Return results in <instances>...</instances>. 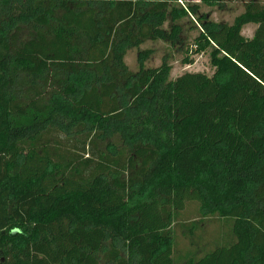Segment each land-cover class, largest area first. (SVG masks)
Instances as JSON below:
<instances>
[{
	"label": "trees",
	"instance_id": "obj_1",
	"mask_svg": "<svg viewBox=\"0 0 264 264\" xmlns=\"http://www.w3.org/2000/svg\"><path fill=\"white\" fill-rule=\"evenodd\" d=\"M182 3L0 0V264H264V2ZM157 41L213 74L129 71Z\"/></svg>",
	"mask_w": 264,
	"mask_h": 264
},
{
	"label": "rangeland",
	"instance_id": "obj_2",
	"mask_svg": "<svg viewBox=\"0 0 264 264\" xmlns=\"http://www.w3.org/2000/svg\"><path fill=\"white\" fill-rule=\"evenodd\" d=\"M206 1V0H205ZM205 1L202 0H183V5H197L199 6V14H205L207 17L215 22V23H225L228 25L233 24L235 19L240 16L244 12V7L247 3L251 1L263 3L264 0H234L232 2H226V3H216L217 5L214 6H206ZM189 25L185 24L184 35L188 36L189 38H192L197 33L195 30H189ZM256 29V26L253 24H248L242 27L241 34L246 39H252L254 31ZM146 51L148 53H146ZM146 53L145 56H139L141 54ZM185 56L184 48L180 46L170 47L169 45L157 41V42H146L143 45H141L139 48L136 49H128L125 53L124 62L126 66L128 67L129 71L132 73H135L139 70L140 67L142 68H155L160 66L163 62L167 63L170 66V79H175L176 77L182 75L183 73H203L208 76H211L213 74V69L210 66L208 54H201L197 56H193L191 58L192 64L191 65H183L181 63V60ZM140 57L142 60L140 61ZM17 95H28V89L24 84H20L17 86ZM68 131H71V135L75 134V129H72V127H69L67 129ZM108 133V140L109 144L119 147V140L118 138H114L115 136ZM61 138H63V135H60ZM118 137V136H117ZM104 138V137H103ZM106 139V138H104ZM107 142H98V147L101 152L102 157L110 156L111 153H113V148L109 145V150H106V147L108 146ZM107 145V146H105ZM137 193H135V190L133 193H135V200L141 201L145 199L149 195V189L146 191L144 190H136ZM188 209V208H187ZM211 221V218H206L203 221V226L205 225L204 222ZM208 224L205 225L204 231L201 233L200 236L208 238V235L213 234V228L209 229L207 227ZM177 241L180 242L181 249L185 245L186 241H188V233H186L185 237H181V233L176 231V229L172 228ZM180 233V235H179ZM184 234V233H182ZM199 236V237H200ZM185 240V243L184 241ZM188 244V243H187Z\"/></svg>",
	"mask_w": 264,
	"mask_h": 264
}]
</instances>
